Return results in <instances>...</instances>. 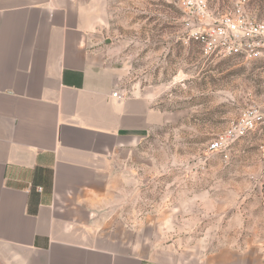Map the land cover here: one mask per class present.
Segmentation results:
<instances>
[{"label":"crops","instance_id":"0c3cea01","mask_svg":"<svg viewBox=\"0 0 264 264\" xmlns=\"http://www.w3.org/2000/svg\"><path fill=\"white\" fill-rule=\"evenodd\" d=\"M98 6L0 0V264H162L105 212L124 159L164 117L123 86ZM225 250L213 264H264L261 245Z\"/></svg>","mask_w":264,"mask_h":264},{"label":"rangeland","instance_id":"374dc122","mask_svg":"<svg viewBox=\"0 0 264 264\" xmlns=\"http://www.w3.org/2000/svg\"><path fill=\"white\" fill-rule=\"evenodd\" d=\"M98 1V30L123 86L154 96L164 117L120 166L110 224L138 231L162 264H213L229 246L264 247V127L228 158L208 151L263 100L264 60L203 58L185 43L180 9L161 0ZM236 1L208 0L217 12ZM248 1L264 20V0Z\"/></svg>","mask_w":264,"mask_h":264},{"label":"built area","instance_id":"2783aa9c","mask_svg":"<svg viewBox=\"0 0 264 264\" xmlns=\"http://www.w3.org/2000/svg\"><path fill=\"white\" fill-rule=\"evenodd\" d=\"M182 12L183 38L205 59L230 58L243 63L264 60V20L252 15L248 0H237L226 12L214 11L208 0H161ZM119 97V93L113 94ZM264 127V98L243 110L219 133L208 151L228 158L234 145ZM264 163V144L260 147Z\"/></svg>","mask_w":264,"mask_h":264}]
</instances>
